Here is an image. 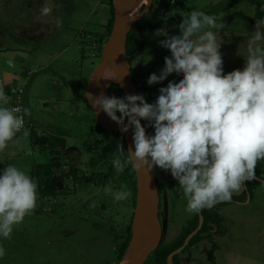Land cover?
<instances>
[{"label": "rangeland", "instance_id": "obj_1", "mask_svg": "<svg viewBox=\"0 0 264 264\" xmlns=\"http://www.w3.org/2000/svg\"><path fill=\"white\" fill-rule=\"evenodd\" d=\"M259 1L262 0H239L225 12L221 6L226 0H153L146 13L147 28L140 34L144 47L128 55L139 94L154 103L161 87L182 78V73H172L162 82L152 85L147 82L152 73H161L165 57L171 55L160 44L167 37L156 36L155 31L166 28L169 34H180L178 25L194 8L216 15L218 23L223 25L212 31L221 43L224 73L243 69L248 40L256 24L231 19L228 14L241 11L253 15ZM108 2L0 0V86L4 88L10 82L23 85V106L30 110V115H25L28 126L17 133L20 143L10 142L0 152V174L11 163L37 182L34 167L49 160V151L45 148L50 146L43 138L37 139L35 133L46 140L52 133L67 140L66 149L70 153L65 161H72L79 175L84 176L75 181L74 171L71 172L64 178L66 190L50 197L42 198L38 192L35 209L14 226L11 238L0 237V246L6 252L0 264H114L117 261L112 232L123 230L135 206L131 197L122 201L114 199L112 193L121 190L116 189V184L99 183L107 166L94 167L90 158L96 153L97 143H103L107 136L93 131L99 122L86 100L90 77L101 59V53H96L104 39H98L100 47L95 51V39L90 32L103 31L111 15ZM46 5L52 11L43 15L41 9ZM141 9L138 7L137 14ZM73 35H77L75 42L60 52ZM109 71L118 74L116 65ZM119 88L117 84L111 96L124 97ZM142 122L149 126V121ZM150 127L147 131L151 130L152 135L155 129ZM25 131L27 136L23 135ZM258 168L264 170V160L258 163ZM157 172L161 182V207L166 211L167 243L196 213L186 211L187 199L170 170L157 166ZM249 186L251 192L245 194L244 201L215 204L213 209L222 215L223 226L213 243L203 240L177 253L183 264H211L208 251L213 246L215 264H264V179L249 181L248 187L245 183L233 195H244ZM106 188L112 191L106 192ZM172 259L170 264L174 263Z\"/></svg>", "mask_w": 264, "mask_h": 264}, {"label": "clouds", "instance_id": "obj_2", "mask_svg": "<svg viewBox=\"0 0 264 264\" xmlns=\"http://www.w3.org/2000/svg\"><path fill=\"white\" fill-rule=\"evenodd\" d=\"M51 11L47 5L41 9L43 15ZM178 27V35L166 28L154 33L167 37L160 44L171 55L165 57L160 74L150 75L148 84L162 82L172 73L183 74L178 82L161 87L154 103L142 94L87 95L122 132L134 128V150L128 148L125 155L124 145L118 143L112 161L115 170L123 172L129 166L139 172L157 166L170 170L187 199L186 211L199 213L230 201L246 182L256 179L258 163L264 160V19L256 21L248 40L244 68L227 74L221 43L212 31L223 27L216 15L194 8ZM99 45L95 42V51ZM99 52L102 46L96 55ZM8 105L10 97L0 86V152L10 142L20 143L17 133L24 128V115H30L28 108L21 114L20 108ZM142 120L149 121L154 134L147 133ZM112 194L116 201L132 195L126 186ZM37 198V182L25 170L7 164L0 174V237L11 238L14 226L35 209ZM5 254L0 246V258Z\"/></svg>", "mask_w": 264, "mask_h": 264}, {"label": "trees", "instance_id": "obj_3", "mask_svg": "<svg viewBox=\"0 0 264 264\" xmlns=\"http://www.w3.org/2000/svg\"><path fill=\"white\" fill-rule=\"evenodd\" d=\"M239 0H226L225 3L221 6L223 11H228L231 7L235 6ZM109 8H110V18L109 20L104 24V28L102 32H93L92 34L95 35V40H97L99 37H103L104 39L110 34L111 28L113 25L114 20V4L112 0H109ZM143 7V6H142ZM209 14L208 12H205ZM228 17L231 19H237V20H243L246 22H250L252 24H256L257 20L264 19V0L259 1V3L256 6L255 13L253 15H247L241 11H235L233 13L228 14ZM147 22L148 19H146V14L138 21L136 22L129 35L127 40V54L133 53L134 51H141V49L144 47V41L140 38L141 32H143L147 28ZM135 81V80H134ZM136 83V81H135ZM13 84H7L4 87V91L7 94L9 92V87H11ZM15 85H18L17 83ZM117 86L116 83H113L110 88V94ZM119 88V86H118ZM121 89V88H119ZM138 94H139V87H138ZM89 107H92L89 103H87ZM143 121V120H142ZM28 123V122H27ZM146 127V130H149L151 127L144 124ZM93 131L95 132H103L105 136H107L105 139H103V143H97L96 145V153L90 158V163L96 167V165L102 164L107 166V170L103 177L100 178L99 183H105L107 184H116V189L121 188L122 186H126L128 190L131 191V200H133V206H135L136 203V193H137V186H136V174L135 170L131 168V166L125 168L123 172H117L113 166V159L117 154V145L118 143H122L125 147V155H127V145L125 142L124 134L121 132H113L105 130L100 124H97L93 128ZM33 134V133H32ZM37 135V139L43 138L45 142L48 143L50 147H46L49 152V160L45 163H39L36 164L34 167L33 176L37 177L38 182V192L39 195L42 198L50 197L57 193L58 191H64L66 190L64 187V178L68 175H71L70 173L74 171V177L75 181H78L79 179H83V175H79L80 172H77V169L75 166H73L72 161L66 162L65 159H67L66 155L70 153L69 149L67 150V140L62 137L55 134H48L49 140L44 139L41 135ZM42 140V141H43ZM43 141V142H44ZM102 141V140H101ZM101 165V166H102ZM61 167H64V171H57V169H60ZM76 170V172H75ZM158 173V172H157ZM256 174L259 175L262 179H264V170H259L258 166L256 168ZM157 181L159 182L158 185L161 184L160 179L157 174ZM249 181L246 182V186L248 187ZM250 191L249 188H245L244 195H232V200L236 201H244L245 200V194ZM227 202V201H224ZM216 207L214 205L212 208H205L201 210L199 213H196L191 219H188L186 223L180 228V231L176 238L170 242V243H161L154 251L151 252L148 260L146 261V264H170L168 261L169 254L176 250L178 247H180L185 238L198 226L199 224V218L200 215L203 216V224L199 231L194 235L191 240L189 241L186 248L183 250L185 251L187 247L189 248L191 245L198 243L202 239H207L210 243H213L214 236L219 233V230L221 228V221H223V217L220 213H217L216 210L213 208ZM133 214L132 211L130 220L125 222V224L122 226V231L119 233V231L115 230L112 232L114 235V242H115V252L117 261L114 264H118V262L123 258L131 239L132 235V220H133ZM216 227V230L213 231V228ZM214 246L210 248L208 251V259L211 261V264H215V258H214ZM174 263L179 264L178 261V254L173 257Z\"/></svg>", "mask_w": 264, "mask_h": 264}, {"label": "water", "instance_id": "obj_4", "mask_svg": "<svg viewBox=\"0 0 264 264\" xmlns=\"http://www.w3.org/2000/svg\"><path fill=\"white\" fill-rule=\"evenodd\" d=\"M138 3L143 8L139 14L127 18L131 9ZM153 0H114V20L111 32L103 46L101 59L90 77L87 94L99 96L103 93L110 96V86L117 83L124 95L138 94L137 85L132 74V67L127 54L128 35L133 25L138 22L151 9ZM112 65L117 67V78L113 79L109 69ZM104 72L105 78L102 76ZM115 71L113 72L114 75ZM87 102L92 106L99 124L108 131L124 134L128 148H133L134 128L122 132L121 126L111 120L104 112L93 106L89 95ZM118 115V114H117ZM127 123V119L125 120ZM143 124V122L141 121ZM151 135V130L147 131ZM136 174V203L132 220V235L129 246L118 264H146L148 256L161 243L163 238V226L159 218L160 195L157 182V167L149 172L143 169ZM257 180H263L256 176ZM203 224V216L200 215L198 226L185 238L183 244L168 256V261L177 253H180L188 245L191 238L196 235ZM215 228V227H214Z\"/></svg>", "mask_w": 264, "mask_h": 264}, {"label": "built area", "instance_id": "obj_5", "mask_svg": "<svg viewBox=\"0 0 264 264\" xmlns=\"http://www.w3.org/2000/svg\"><path fill=\"white\" fill-rule=\"evenodd\" d=\"M22 93H23V89L21 87H12L11 89V93L9 94V97H10V107H18L21 109V114L22 113V110H23V107H22V101H23V97H22ZM27 126V119L24 115V128L25 129ZM22 129V130H23ZM21 130V131H22Z\"/></svg>", "mask_w": 264, "mask_h": 264}, {"label": "flooded vegetation", "instance_id": "obj_6", "mask_svg": "<svg viewBox=\"0 0 264 264\" xmlns=\"http://www.w3.org/2000/svg\"><path fill=\"white\" fill-rule=\"evenodd\" d=\"M158 174V173H157ZM158 182V181H157ZM159 183V182H158ZM160 185H158V188H159V195H160V187H159ZM227 202H239V201H236V200H230V201H227ZM165 215H166V211H165V209L164 208H162L161 207V197H160V205H159V218H160V221H161V224H162V226H163V238H162V240H161V243H164V244H166V242H165V236H166V234H165V227H164V217H165ZM214 230H216V227L215 228H213V231ZM178 235V234H177ZM176 237H174L172 240H171V242L175 239ZM203 240H207V239H202L201 241H203ZM201 241H199V242H201ZM198 242V243H199ZM160 243V244H161ZM167 243H170V242H167ZM197 243H195V244H193V245H191L190 247H193L194 245H196ZM150 256V255H149ZM149 256H148V258H149ZM148 260V259H147ZM178 261H179V264H183L182 263V261H181V259L179 258V256H178ZM173 262H174V260H173ZM153 264H156V263H153ZM172 264H175V263H172Z\"/></svg>", "mask_w": 264, "mask_h": 264}, {"label": "bare ground", "instance_id": "obj_7", "mask_svg": "<svg viewBox=\"0 0 264 264\" xmlns=\"http://www.w3.org/2000/svg\"><path fill=\"white\" fill-rule=\"evenodd\" d=\"M113 1V3H114V0H112ZM141 4V3H140ZM140 4L138 3V4H136L132 9H131V11L129 12V14H128V16H127V18H131L132 16H134L135 14H137V12L139 11L138 10V7L140 8V7H142V6H140ZM143 8V7H142ZM88 35V34H87ZM91 35V38H95L94 36H92V34H90ZM86 38H87V36H86ZM107 40V39H106ZM91 41V40H90ZM99 40L97 39V40H95V42H98ZM106 42V41H105ZM105 42L102 44V49H103V46H104V44H105ZM109 73H110V71H109ZM111 76H113V73H111ZM9 84H11V83H9ZM137 85V84H136ZM14 86H18V87H21L22 89H23V93H22V97H23V101H24V95H25V89H24V87H23V85H15V84H13L11 87H9V92L7 93V95L9 96V94L11 93V89H12V87H14ZM119 86V85H118ZM120 87V86H119ZM137 90H138V87H137ZM110 96H111V94H110ZM23 101H22V107H23V109H24V106H23ZM9 106V105H8ZM105 115H107L106 113H104Z\"/></svg>", "mask_w": 264, "mask_h": 264}, {"label": "crops", "instance_id": "obj_8", "mask_svg": "<svg viewBox=\"0 0 264 264\" xmlns=\"http://www.w3.org/2000/svg\"><path fill=\"white\" fill-rule=\"evenodd\" d=\"M98 2H100V0H98ZM79 32H80V30L78 29V30H77V33H79ZM87 32L89 33L90 31H87ZM90 33L92 34L93 32H90ZM36 35H37V34H36ZM32 36H33V35H32ZM76 36H77V35H76ZM76 36L73 35V36H72V39H70V41H69L67 44H65L64 46L61 47L62 50H61L60 52H64L65 48L68 47L69 44H71V43L73 42L74 38L76 39ZM92 36H93V34H92ZM99 38H100V37H99ZM99 38H98V39H99ZM74 42H75V41H74ZM74 42H73V43H74ZM10 83H11V82H10ZM26 116H27V115H26ZM27 120H28V118H27ZM28 121H29V120H28Z\"/></svg>", "mask_w": 264, "mask_h": 264}]
</instances>
